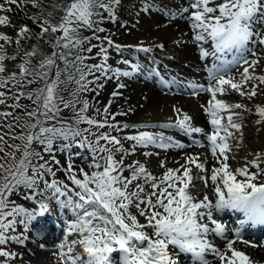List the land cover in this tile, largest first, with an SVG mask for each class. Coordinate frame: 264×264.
<instances>
[{
  "label": "snow or ice",
  "instance_id": "snow-or-ice-1",
  "mask_svg": "<svg viewBox=\"0 0 264 264\" xmlns=\"http://www.w3.org/2000/svg\"><path fill=\"white\" fill-rule=\"evenodd\" d=\"M26 3L40 6L38 0H3L0 12L12 11L5 5L20 7ZM119 3L120 0H107V3L105 0H70L66 6L54 5L63 11L56 24L48 19L40 20L37 16L29 17L34 23L39 21V37L49 31L60 35L52 44V55L45 57L35 73L39 80L44 81L43 87L25 97L35 105L25 112L28 119L21 123L20 116L0 111V121L8 118L15 121L0 124V127L8 129V133H0V152L4 153L0 156V246L9 241L23 244L33 222L38 217L51 215L55 204L57 209L63 210L61 218L64 220L63 239L56 245L60 264H177L181 254L190 256L191 264H214L215 260L220 264H251L249 256L237 250L234 244L247 243L256 248L259 241L244 240L232 228L229 232L230 227L216 219L214 213L218 215L219 210L232 199L233 193L241 194L247 189L249 192L245 199L264 193V183H258L264 181V153L256 154L254 159L235 169L228 162L231 159L240 163L232 147L235 139L232 130L239 131L242 127L239 122L241 113L236 109L252 110L241 102L230 103L222 99L235 93L251 100L264 91L260 88L264 85V74L256 71L264 58L260 54L264 53V30L254 27L256 23L264 25V0H188L185 6L169 13L172 19L180 16L187 20L192 32L191 42L196 45L200 59L211 57V67L206 68V83L187 82L185 85L193 96L208 95L201 108L208 118L210 132L194 126L192 118L175 106V119L170 117L168 122L159 125L115 122L117 115H127L126 112H110L115 98L122 95L119 90L126 86L119 81L143 71L140 64L127 58L117 61L118 65L125 66L124 69L110 64L109 47L123 57L125 46L96 35L104 31L101 27L94 28L103 19L99 10L107 12L108 18L114 21ZM153 7L152 3L146 2L143 11ZM8 24L9 17L0 15V25ZM81 29L92 30L93 36L81 38ZM28 32L27 26L17 31L15 43L18 47ZM92 38L106 41L107 46L92 44L85 49L84 44H90ZM0 41L4 42L0 44V73H5L4 61L16 57L3 54L4 45L11 44L12 38L0 34ZM128 47L142 53L152 51L142 45ZM157 47L162 49L163 45ZM94 48H98L95 56L78 54L84 51L91 54ZM36 51L33 48L25 53L24 63L19 65V76L15 73L0 76V89L12 91V88L25 87V77L32 75L26 67L30 62L28 58L33 57ZM56 58L64 62L65 71L70 67L75 70L67 77V81L77 85L69 99L59 94V85L65 83L60 79L62 70L57 67L54 78L49 75ZM88 59H98V62L86 64ZM88 76L95 79L88 80ZM101 78L117 81V87L103 111L96 109L97 115L103 117L98 120L86 115L90 104L80 98V93L94 91L89 88L90 84L102 88L103 84L97 83ZM34 82L28 80L27 84ZM176 83V80H161L165 88ZM24 95L13 92L9 96L6 91H0V105L21 108L19 99ZM9 99L16 103L7 104ZM65 110L72 113L70 121L61 116ZM255 112L259 117L256 123H264V107L256 106ZM81 124L88 127L81 128ZM14 128H20L21 134L10 138L22 143L9 144L12 151L6 152L5 135ZM105 128L108 131H101ZM149 128L161 131L141 130ZM127 129H132L133 134L112 135L113 131L122 133ZM167 129H175L189 138L199 135L202 139H192L191 144L186 145L173 136L165 135L163 130ZM58 142H62L59 150L66 154L67 167L56 159L54 145ZM124 142L132 143L126 149ZM33 145L42 147L43 152L37 151ZM192 146L210 153V168L206 154L201 159L200 155L185 153L184 163L175 169L167 168L166 161L161 160L159 166L166 169L161 176L153 175L139 160L124 163L129 155L137 154L138 148L167 151ZM73 147L81 151L73 153ZM17 152L20 153L19 158ZM84 152L90 157V173L84 168L77 172L73 162L74 157L84 159ZM45 154L50 155L49 160H44ZM141 154L146 158L159 156V152L147 150ZM117 155H120L119 160ZM53 163L59 166L58 171H64L71 186L55 178ZM125 171L128 176L124 175ZM201 183L202 196L198 187ZM209 188L214 200L207 194ZM13 194L35 207L27 209L11 200ZM133 208L138 215L132 212ZM138 216L145 222H139ZM18 225L23 227V233H16ZM216 238L224 242L223 247L215 243ZM16 256V253L0 247V264H13Z\"/></svg>",
  "mask_w": 264,
  "mask_h": 264
},
{
  "label": "bare ground",
  "instance_id": "bare-ground-1",
  "mask_svg": "<svg viewBox=\"0 0 264 264\" xmlns=\"http://www.w3.org/2000/svg\"><path fill=\"white\" fill-rule=\"evenodd\" d=\"M186 1L188 2V0H179V2H177V0H151L150 3H152L154 7L150 8L149 11L145 12L140 10V12L137 11L138 13L135 12L128 16V19L133 23V27L137 29L134 34V45L149 47L152 49V51L149 53H142L135 51L134 47H125L123 51V57L116 53L113 56L112 63L114 66L124 69V65L117 64L119 59L127 58L132 62L140 64L138 55L145 54L148 58V62H144L146 65L142 66V69L143 73L146 74L147 79H149L152 84L150 85L145 83V81H136L135 79L138 78L139 74L131 78H121L119 82L126 86L119 90L122 95L115 98L110 108L113 113H127V115H117L118 122L123 124L127 123L129 125H159L161 123L168 122L170 117L173 120L175 119V113L173 112V107L175 106L176 108L181 109L184 113H187L192 118V123L194 126L203 128L205 132H210L211 129L210 125L208 124V118L201 108L202 104H206L205 100L209 98L208 95L203 94L202 96H199V94L198 96H193L191 95V89L187 88L185 85L187 82L206 83V68L211 67V57H209L207 60H201L199 57H196V53L198 54V52L195 53L194 49H197V47L191 42L192 32L189 28L187 20L182 19L180 16H176L174 19L169 17V13H174L182 6H185L187 4ZM138 6H141V4ZM254 27L264 30V25H260L259 23L254 24ZM177 41H181V43H176ZM157 45H163V48L161 49L160 47H157ZM260 54L264 56V53ZM256 71L258 74H264V58L261 59L260 66L256 69ZM143 73L140 74L142 75ZM133 80L136 82H133ZM161 80H176L177 83L175 87L179 90L177 91L179 94L175 92V88L173 86L169 88L163 87ZM116 87L117 81L108 89H110L112 93ZM260 88L264 90V85H261ZM169 90L174 91L170 94V96L167 95ZM0 91L5 90L0 89ZM222 99H225L230 103L241 102L246 106L247 109L252 110L249 112L246 109H236V112L241 113L239 122L242 124V127L239 131L235 129L232 130L235 137V139L232 141V147L235 152L236 160H238L240 163L237 164L231 159L228 161L231 168L235 169L236 167L244 166L246 161H251L254 159L256 154L264 153V123H256L259 117L255 112L256 106L264 107V91H261L259 95L253 97L251 100L247 99L246 97H240L235 93L222 97ZM130 108L132 109L131 111H129ZM163 131L165 135L173 136L178 142L184 143L186 145V140H182L179 138V136L183 135L186 139H202L201 136L195 134L192 138H189L184 134L180 135V133L176 132L177 130L175 129H167ZM121 134H133V130L128 129ZM237 145H239L238 148ZM146 150L159 152V156L153 155L146 158L141 154ZM185 153L200 155L201 159H203L206 154L208 156L207 166L209 168L212 166L210 153H206V149L198 148L195 150L191 147H186L182 150L169 149L167 151L155 148H138L137 154L129 155L125 159L124 163L130 164L134 160H139L140 162L146 164V167L150 172L155 171V176H161L166 170L165 168H161L159 166L161 160L166 161L167 168L175 169L179 167L180 164L184 163L183 157ZM176 161H179V163ZM155 165L159 167L157 170H154L153 168ZM198 187L201 189L202 196L203 184L201 183ZM207 194L214 200L211 188L208 189ZM13 198L18 204L22 206L27 204L25 208L31 206V202L25 201L21 197L13 196ZM223 213H225V216H227V220H223V223L230 227L229 232H231V228L233 231L237 229L239 225H236L235 221H232L231 214H227L226 211ZM62 215L63 210L59 212L58 219L61 218ZM219 215L220 214L216 215L214 213L216 219H218ZM138 220L139 222L143 223L141 219L138 218ZM37 222L39 225L35 224ZM50 226L56 230H51V233L54 232V237L56 236L57 240L53 242H56L57 244L63 239V235H60V230L63 227H61L59 222L53 223L50 219L48 221H42V217H38L37 220L31 225L29 231L34 232L37 227L45 230ZM29 231L27 233V241H30ZM241 232L242 231H239V233ZM229 238H232L231 235H229ZM250 241H259V243H257L256 248H252L247 243L237 242L234 244V247L239 251L248 253L251 264H264V239H252ZM215 243L221 247L224 245V242L219 238H216ZM25 245L28 244L25 243ZM186 260L188 263L191 262V257L186 258ZM13 264L45 263L38 256L33 255L32 248L30 246H22L20 247V254H17ZM177 264L182 263L177 261ZM214 264H220V262L215 260Z\"/></svg>",
  "mask_w": 264,
  "mask_h": 264
},
{
  "label": "rangeland",
  "instance_id": "rangeland-1",
  "mask_svg": "<svg viewBox=\"0 0 264 264\" xmlns=\"http://www.w3.org/2000/svg\"><path fill=\"white\" fill-rule=\"evenodd\" d=\"M151 0H120L119 5L116 8L115 11V20H111L108 18V13L107 12H102L103 13V19L102 21L97 24L94 25L95 27H101L104 29L103 32H97L96 35L103 38V37H108L110 38L114 44L117 45H121V46H135L134 45V34L136 32V28L133 27V23L132 21H130L128 18L129 15H132V13H138L137 11L140 12V10H143L144 4L150 3ZM185 1V0H182ZM64 2V1H63ZM177 2H179V0H177ZM187 2V1H186ZM0 4H3V0H0ZM68 3H66L65 5H67ZM139 4H141V6H138ZM5 7H11L12 11L10 12H0V15H4L9 17V24L6 26L0 25L1 29H0V34H5L8 35L9 37L12 38V43L11 44H5L4 45V51L3 54L11 57V56H15L16 59H6L4 61V64L6 66V72L5 73H0L1 75H11L13 73H15L17 76L20 75V70H19V65L24 63L25 60V54L23 53L22 50V45L24 44V39H21L20 41V45L19 47L16 45L15 41L17 39V31L22 27V26H27L29 29V32L32 31V29H30V23L24 18L23 14L25 12V9L28 7L32 8V4L31 3H26L21 5L20 7H17L15 5H5ZM142 7V8H141ZM35 8V7H33ZM149 11V10H148ZM95 19H99V17H96ZM28 33H25L28 34ZM57 35V37L60 35V33H55ZM93 36V31L89 30V29H81L80 30V37L84 38V37H92ZM3 41H0V44H3ZM103 43L104 46H107V42L106 41H98L95 38L91 39V43H85L84 44V48L87 49L88 47H90L92 44H101ZM186 44V43H185ZM189 46V45H188ZM193 46V45H192ZM50 51L47 52V57L51 56L53 53V47H49ZM126 48H133V47H126ZM194 48V46H193ZM192 48V49H193ZM47 48H44L42 50V52H45ZM198 49H194V52H198ZM98 51V48H94L93 52L91 54L87 53L86 51L82 52V56H95V53ZM117 52L109 47V63L113 65L112 63V59L113 56L116 54ZM198 54L196 53V57H199ZM138 58L140 61L145 62L147 57L146 55H138ZM45 59V58H44ZM44 59H38L37 57L33 60L30 61L28 65H26V67L29 68L30 72L32 73V75H28L25 77L23 83L25 84V87L23 88H12L11 85H9V88H12V91H8L7 89H3L7 92V94L9 96H11L13 94V92L16 93H24V96H21L19 99V103L22 106L21 108H17V109H12L10 107H6L5 105H0V111H8V112H13L14 116H20L21 117V123L24 120H27L28 117L25 115L26 111H30L33 107H35V105L32 103V100L25 98L26 95L30 92H34L36 89L43 87L44 85V81L39 80V78L35 75L36 70L39 68V64L44 60ZM86 63H90V64H95L98 62V59H88L85 60ZM114 66V65H113ZM54 67V66H53ZM53 67L49 73L50 77L54 78L53 76ZM40 71H47V69H40ZM98 75V74H97ZM91 77V76H90ZM95 77L92 76L91 78H88V80H94ZM28 80H35L36 82L31 83V84H27ZM146 82H149L148 80H145ZM133 82H136L135 80H133ZM145 82V83H146ZM98 84H103V87H97V84H90L89 88L91 89H95L94 91H88V92H82L80 93V97H82L81 99H85L89 102L90 104V108L88 109L86 115L89 117H95L96 119L100 120L103 119L102 116L97 115L96 109L99 108L101 110V112L103 111L105 105L108 103L109 97H110V93L111 90L108 89L110 88L111 85H114V83H116L115 80H105L103 78H101L98 82ZM151 85V84H150ZM74 91V90H73ZM16 103L15 100L9 99L7 100V104L11 105ZM79 107V105H78ZM110 112L113 113V111L110 109ZM196 113V111H195ZM194 113V115H195ZM61 116L64 118H68L70 121V118L72 116V113L70 110H65L61 113ZM118 116H116L115 118V122L117 121ZM8 122H13L15 123V121L12 120V118H8L7 121H0V124H6ZM120 123V122H119ZM123 124V123H120ZM203 125V124H202ZM81 128H85L88 127L86 124H81L80 125ZM6 127H0V133L1 130L4 129ZM128 130V129H127ZM141 130H147V131H151V132H158L161 131L159 128H149V129H141ZM12 135H19L21 134V129L20 128H14ZM101 131H108L107 128L102 129ZM131 131V130H130ZM179 132V131H176ZM180 133V132H179ZM182 134V133H180ZM112 135H124V134H119L115 131L112 132ZM90 139H94V137H89ZM179 138H181L179 136ZM5 140L7 141V144L4 145L5 151H12L11 148L8 147L9 144H21L22 142L20 140H12L10 138V136H5ZM185 141V139H182ZM188 144H190L188 141H186ZM60 143L62 142H58L56 145H54V152H55V156L56 159H58L60 161V164L63 165L64 167H67V162H66V154L62 151L59 150L60 148ZM101 143H103V141H101ZM132 142H124V148H128L130 147ZM181 143V142H180ZM34 148H36L37 151L43 152V148L37 145H33ZM194 147V146H192ZM81 150L78 148L73 147L72 148V152L76 153V152H80ZM2 154V152H0ZM4 155V153H3ZM2 155V156H3ZM84 159L81 158H75L74 157V165L76 167L77 172L79 171L80 168H84L85 171L87 172H91L92 170L88 167V163L90 161V157L87 156V153L84 152L82 153ZM17 158H19L20 153L17 152L16 153ZM50 159V155L45 154L44 155V160H49ZM116 159L119 160L120 159V155L116 156ZM35 162V161H34ZM41 163L43 161H40ZM125 162V161H124ZM53 168V171L56 172V179L63 181L64 183L68 184L69 186H71V182L67 179V177L65 176V173L63 170H57L59 168L58 165H55L54 163L51 165ZM154 170H157L159 167L157 165L153 166ZM153 175H155V171L151 172ZM125 176H128L129 173L127 171L124 172ZM51 179V178H49ZM43 187V185L41 184V188ZM134 187V185L132 186ZM131 190V188H130ZM13 196H18L21 197L19 195L13 194L10 199L11 200H15L13 198ZM16 201V200H15ZM24 204V203H23ZM27 204L24 205V207ZM35 207V205H33L31 203L30 207H26L27 209H33ZM57 210V211H56ZM61 210L57 209L56 205L53 204L52 205V214L51 215H47V216H42V221H45L46 219H50L53 223L59 222L61 224V227L64 226V220L62 218L58 219V214ZM57 212V213H56ZM132 212L134 214L136 213V209L133 208ZM139 219H141L142 222L144 221V218L139 217ZM61 219V220H60ZM36 225H39L38 222L35 223ZM39 227H37L36 230H34V232L29 231V235H30V241H25L26 244H30V247L32 248V253L33 255L38 256L45 264H60V261L58 259V254H59V250L56 248V245L52 241V235L53 232L51 233V229H53V227H47L45 230L40 229ZM63 228H61L60 230V235H63ZM42 231V232H41ZM44 231V232H43ZM24 229L23 227L19 226L16 229V233H23ZM14 234V233H9ZM24 244H16L13 243L11 241H9L6 245L4 246H0L2 247L4 250L13 252V253H20V248L19 245L22 246H28ZM246 255H248V253H245ZM183 262L182 264H187L186 258H182Z\"/></svg>",
  "mask_w": 264,
  "mask_h": 264
},
{
  "label": "trees",
  "instance_id": "trees-1",
  "mask_svg": "<svg viewBox=\"0 0 264 264\" xmlns=\"http://www.w3.org/2000/svg\"><path fill=\"white\" fill-rule=\"evenodd\" d=\"M64 1V2H63ZM107 2V0H105ZM70 0H38L39 7L32 8L28 7L25 9L24 17L25 19L30 23V33L25 35L24 44L22 45V50L24 53H27L29 51H32L33 48H35L36 54L28 58L30 61H33L36 57L38 59H42L47 57V52L50 51V48L52 44L55 42L57 35L52 34L50 31L49 33L45 34L43 37H39L40 33V27H39V21L37 23H34L32 19L29 17L37 16L40 18V20L48 19L51 21V23L56 24L59 22L60 17L63 15V11L57 10L54 5H60V6H66V3H69ZM49 13L52 15L49 16ZM44 48H47L45 52H42ZM58 51H64L62 49H58ZM80 55V53H78ZM73 57H69V59H72ZM57 67L62 70V74L60 76V79L65 81V83H62L59 85V94L63 96L65 99L71 98L70 94L73 92V90L77 87V85L74 82L67 81V77L70 73H74L75 70L73 68H68L66 71L65 64L63 61H61L59 58H57L54 70H53V76L55 75ZM76 78H78V74L76 75ZM82 98V97H80ZM13 131L9 134L12 135ZM11 152V151H7ZM3 153H0V156H2Z\"/></svg>",
  "mask_w": 264,
  "mask_h": 264
},
{
  "label": "clouds",
  "instance_id": "clouds-1",
  "mask_svg": "<svg viewBox=\"0 0 264 264\" xmlns=\"http://www.w3.org/2000/svg\"><path fill=\"white\" fill-rule=\"evenodd\" d=\"M258 183H264V181H259ZM248 192L249 190L245 189L244 193H233L232 199L219 210L218 214H222L224 211L238 214L264 212V193H257L245 199L248 196Z\"/></svg>",
  "mask_w": 264,
  "mask_h": 264
}]
</instances>
